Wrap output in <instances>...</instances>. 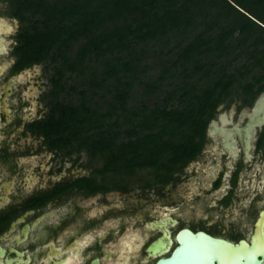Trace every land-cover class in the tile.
I'll return each mask as SVG.
<instances>
[{"label":"flooded vegetation","instance_id":"flooded-vegetation-1","mask_svg":"<svg viewBox=\"0 0 264 264\" xmlns=\"http://www.w3.org/2000/svg\"><path fill=\"white\" fill-rule=\"evenodd\" d=\"M17 21L0 2V264H154L159 240L172 236L169 256L184 228L245 240L264 264V83L218 105L174 179L108 169L89 147L100 164L58 165L65 147L41 128L61 101L53 83L48 110L35 63L22 67Z\"/></svg>","mask_w":264,"mask_h":264},{"label":"rangeland","instance_id":"rangeland-1","mask_svg":"<svg viewBox=\"0 0 264 264\" xmlns=\"http://www.w3.org/2000/svg\"><path fill=\"white\" fill-rule=\"evenodd\" d=\"M0 2L19 19L17 25L22 32L28 28L32 30L34 20H46L52 6L70 10L71 3H75L79 13L88 10L83 6L86 0H35V5L22 13V20L16 14V3L12 0ZM176 2L193 15L189 27L173 29L158 39L136 41L127 51L91 55L85 59L80 71L67 72L62 81L65 89L59 94L58 101L85 107L87 115L83 123V117L67 123L66 136L73 140L62 150L56 162L58 165L100 164L99 156H90L88 146L81 145L82 142L86 140L89 144L100 137H117L118 142L128 140L141 119L137 113L149 114L168 101L179 109L192 104L201 106L198 97L212 95L215 106L209 111V119L216 115L219 104L227 107L235 102H248L245 84L255 82L257 77H263L257 86L264 83V68L257 65L264 55V41H261L264 32L259 27L264 28V0ZM91 4L99 6L101 2ZM232 7L235 10L230 14ZM236 16L241 20H236ZM70 18L69 24L76 16L70 15ZM257 40L261 42L257 44ZM194 42L197 47L187 60L183 52ZM58 65L50 58L34 64L37 75L32 82L38 91L40 89L39 96L48 110L56 101L52 96V78ZM187 91L189 94L185 95ZM190 131L191 127H187L183 136L166 137V143L162 144L166 157L184 143L185 135ZM178 170L168 176L174 179ZM120 171L125 176V170ZM137 174L140 179H152L157 185L165 180L166 173L156 167H142L137 169Z\"/></svg>","mask_w":264,"mask_h":264},{"label":"trees","instance_id":"trees-1","mask_svg":"<svg viewBox=\"0 0 264 264\" xmlns=\"http://www.w3.org/2000/svg\"><path fill=\"white\" fill-rule=\"evenodd\" d=\"M12 1L18 5L16 14L22 20V13L35 5V0ZM94 2L101 4L94 6L91 4ZM83 6L88 8L83 14L78 12L75 3H71L70 10L68 7L59 9L58 6H52L46 20H34L32 30L28 28L22 32V46L19 49L22 67L48 58L59 63L53 77L56 96L65 89L62 81L67 72L80 71L87 57L127 51L136 41L158 39L173 29L187 28L192 25L193 19V15L176 0H86ZM241 7L238 9L241 10ZM233 9L235 7L231 8L230 14H233ZM70 15L76 16L71 24L68 23ZM236 20L241 18L236 16ZM248 20L256 25L250 18ZM247 27L251 25L247 24ZM259 27L264 32V28ZM261 41H264V37ZM196 43H191L183 52L187 60L191 59ZM257 65L264 68V55ZM262 79L256 78L257 81ZM188 94L189 91L185 92V95ZM198 98L202 101L201 106L192 104L179 109L168 101L149 114L137 113L136 116L141 119L132 129L128 140L118 142L117 137H100L89 144L84 140L81 145H88L95 155L101 154L108 169L151 166L172 173L199 150L196 138L203 135L209 111L215 106L212 95ZM84 110L85 107L75 106L72 102H59L51 119L41 129L49 137L57 136L54 141L57 147L69 146L73 137L66 136L67 123L77 117H83V123L87 115ZM87 110L89 112V108ZM187 127H191V131L185 135L184 143L166 157L162 146L166 143V137L175 139L183 136Z\"/></svg>","mask_w":264,"mask_h":264},{"label":"water","instance_id":"water-1","mask_svg":"<svg viewBox=\"0 0 264 264\" xmlns=\"http://www.w3.org/2000/svg\"><path fill=\"white\" fill-rule=\"evenodd\" d=\"M260 103V102H259ZM168 234L159 240L165 248L155 249V256H161L154 264H260L259 251L245 240L234 244L224 238L212 236L204 231L194 232L182 229L176 236L178 245L166 254L173 245Z\"/></svg>","mask_w":264,"mask_h":264}]
</instances>
